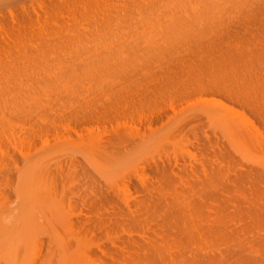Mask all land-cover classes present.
<instances>
[{
  "label": "bare ground",
  "instance_id": "6f19581e",
  "mask_svg": "<svg viewBox=\"0 0 264 264\" xmlns=\"http://www.w3.org/2000/svg\"><path fill=\"white\" fill-rule=\"evenodd\" d=\"M43 3L0 39V264H264V0Z\"/></svg>",
  "mask_w": 264,
  "mask_h": 264
},
{
  "label": "rangeland",
  "instance_id": "374dc122",
  "mask_svg": "<svg viewBox=\"0 0 264 264\" xmlns=\"http://www.w3.org/2000/svg\"><path fill=\"white\" fill-rule=\"evenodd\" d=\"M19 1L20 3H17V2ZM37 1V2H36ZM43 1L44 0H0V8H2V9H0V17L2 16V18H3V15H4V18L2 19V18H0L1 20H0V39L2 40V38H3V40L5 39H7L9 36H13L12 34H14V33H16V30L17 29H15V27H14V25H17V24H13V23H16V21L15 20H13V18H15V17H17V15L16 14H18V13H16V11H15V9H17L18 10V7L20 6V8H22V6L24 7V8H26L30 13H31V20L29 21L30 23H29V25H28V29L26 30V32L28 33V35H29V33H30V35H33L34 34V30H35V34L36 33H38L37 32V30L39 31V29L41 28L42 29V27L44 26V17L43 16H45L43 13H45L46 11V7H45V4L43 3ZM7 2H9V3H7ZM36 2V3H35ZM15 3V4H14ZM38 3V4H37ZM43 5H42V4ZM14 4V5H13ZM22 4H24V5H22ZM40 4V5H39ZM11 6V7H10ZM12 6L14 7V8H12ZM16 7V8H15ZM36 7V8H35ZM10 8V9H9ZM13 10V12H12V10ZM44 9V10H43ZM36 10V11H35ZM42 10V11H41ZM9 11H11V13H9ZM14 11H15V13H14ZM19 11V10H18ZM7 12H8V14H7ZM37 12H39L37 15L35 14V13ZM40 13H41V15H40ZM11 15L13 16V17H11ZM34 15V16H33ZM40 17H39V16ZM64 15V14H63ZM62 15V16H63ZM37 16H38V19H37ZM36 17V18H35ZM8 18V19H7ZM7 19V20H6ZM12 19V20H11ZM35 19V20H34ZM40 19V20H39ZM38 21V23H37V21ZM11 21V22H10ZM4 22V23H3ZM10 22V23H9ZM13 22V23H12ZM63 22L64 21H62V22H60L58 25H59V27H60V25H61V28L59 29V27H58V29L55 27V26H53L52 25V28H54L55 30L57 29V31H60V30H66L67 31V29H68V31H71L72 32V30H73V26L71 25V22H70V24H69V22H67V21H65L64 23L66 24H63ZM8 23L10 24V26L8 25ZM35 23V24H34ZM39 23H41V24H39ZM7 24V25H6ZM11 24H13V25H11ZM34 24V25H33ZM63 24V25H62ZM65 25V26H64ZM8 26V27H7ZM12 26V27H11ZM67 26V27H66ZM72 26V27H71ZM14 27V28H13ZM35 27V28H34ZM38 27V28H37ZM78 27H80V26H78ZM17 28V27H16ZM69 28L70 29H72V30H69ZM75 28V27H74ZM77 28V27H76ZM75 28V29H76ZM84 28V27H83ZM83 28H82V26L80 27V29L79 28H77L78 30H81L82 32H83ZM32 29H34V30H32ZM32 30V31H31ZM54 30V31H55ZM78 30H77V33H78ZM80 32V31H79ZM70 34H74V30H73V33H70ZM76 34V33H75ZM29 35V36H30ZM38 35V34H37ZM33 36H36V35H33ZM1 40H0V44H1ZM2 40V41H3ZM5 41H3L2 42V44L4 43ZM12 43V41H9L8 43ZM37 41H35V40H33V41H31V43H30V45L32 46H38V42L36 43ZM10 43V44H11ZM60 43H61V46H63L62 45V42H59L58 43V41L56 42V46H54V43L52 44L54 47L53 48H55V47H57L58 48V44H59V46H60ZM64 44V43H63ZM66 44V43H65ZM64 44V45H65ZM46 45H44V47H45ZM41 47H42V45H41ZM43 47V48H44ZM50 47L52 48V46H51V44H50ZM1 185H0V220L2 221H0V223L2 224V226H4L5 225V227L7 226H13V227H15L16 226V224H17V222L19 221V216H18V214H19V208H18V201H16V200H18V199H16L15 198V200H14V198H13V200L11 199L10 201V203L8 204V202H7V206H6V204L4 205V203H6L5 202V200H7V199H5V198H7V196L5 195L6 193H4V191L6 190V188H4L3 186H2V184L3 183H0ZM2 187V188H1ZM3 189H5L4 191H2ZM6 196V197H5ZM16 202V203H15ZM9 205H11V206H9ZM6 206V211H5V209H4V207ZM10 207V208H9ZM2 208V209H1ZM8 208V209H7ZM8 210V211H7ZM7 212V213H6ZM4 215V216H3ZM3 217V218H2ZM39 221L40 222H42V225L43 224H45V225H43L44 226V228H43V226H42V228L41 227H39V230L37 229V232H38V236L36 237V238H38L39 240H48L50 237H51V233L53 232H56V233H60V235L61 236H65L66 235V230L63 228V227H57V224L56 225H53L52 227H50V229L52 228L53 229V231L52 230H50L49 229V225L48 226H46V224L47 223H45L46 221H42V220H40L39 219ZM15 223V224H14ZM49 224V223H48ZM39 226H40V224H39ZM12 227V228H13ZM11 228V227H10ZM47 230H46V229ZM6 229V228H5ZM9 230V229H8ZM37 232H36V234H37ZM49 232V233H48ZM65 234V235H64ZM38 244V243H37ZM36 244V245H37ZM39 246L40 245H38V247L37 246H34V249L35 248H38L39 249ZM34 249H32V250H34ZM38 249H36V251L38 250ZM39 250H41V249H39ZM33 252V251H32ZM39 252V251H38ZM36 253V252H35ZM38 254V253H37ZM36 255V254H35ZM39 255V254H38ZM37 256V255H36ZM40 256H37V257H34V255H33V257H32V259H30V260H28V259H25L24 260V258H22V261H23V263L22 264H38L39 262L38 261H40V260H37V258H39ZM59 258V257H58ZM57 260V259H56ZM55 260V261H56ZM21 261V262H22ZM35 261V262H34ZM21 262H20V264H21ZM28 262V263H27ZM41 264V263H40ZM55 264H58V260H57V262H55Z\"/></svg>",
  "mask_w": 264,
  "mask_h": 264
}]
</instances>
